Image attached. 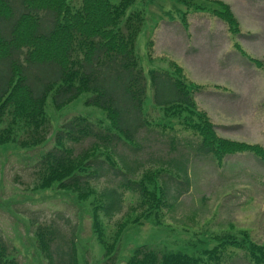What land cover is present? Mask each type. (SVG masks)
Segmentation results:
<instances>
[{
	"label": "trees",
	"instance_id": "16d2710c",
	"mask_svg": "<svg viewBox=\"0 0 264 264\" xmlns=\"http://www.w3.org/2000/svg\"><path fill=\"white\" fill-rule=\"evenodd\" d=\"M186 9L180 20L189 26L188 14L208 12L223 19L230 30L241 31L228 3L222 0H178ZM136 0H0V144L35 148L51 138L49 101L63 109L86 95L84 101L100 107L107 125L89 116L76 114L63 122L53 135L54 145L36 164L34 189L69 190L80 200L97 194L93 181L107 176L119 183L106 185L94 202V233L105 248L110 264H116V243L126 228L121 224L108 241L100 217L112 218L124 207L123 188L137 192L140 200L134 207V220L156 218L168 204L169 197L179 198L189 190V154L186 145L179 155L162 160V168L140 171L141 163L119 154V144L139 149L137 142L143 130L154 124L165 130L181 125L200 137L198 152L212 154L222 162L225 156L249 151L264 159V147L219 137L208 114L197 106L194 92L201 87L189 80L182 66L169 60L168 68L149 70L154 88L153 100L159 121L148 119V75L137 53V39L146 21L143 9L128 11ZM171 15V14H170ZM237 48L264 70V61L250 56L240 44ZM162 121V122H160ZM92 140L76 151L74 144ZM110 150L102 152V149ZM121 166H118L111 153ZM197 152V150H196ZM102 156V157H101ZM170 166L175 174L163 171ZM167 168V167H166ZM140 173V175H141ZM186 177L188 187L177 194L174 175ZM169 179L159 184L161 175ZM172 180L176 182L171 188ZM96 199V198H95ZM118 233H121L118 235ZM37 246L48 264H79L73 240L63 237L54 223L39 224L35 230ZM214 247L190 254L151 245L135 247L124 264H226L230 248L242 249L251 264H264V243L253 239L251 232L215 233ZM110 240V239H109ZM64 241L57 258L54 245ZM72 242V244H70ZM0 264H20L4 237L0 235Z\"/></svg>",
	"mask_w": 264,
	"mask_h": 264
},
{
	"label": "rangeland",
	"instance_id": "374dc122",
	"mask_svg": "<svg viewBox=\"0 0 264 264\" xmlns=\"http://www.w3.org/2000/svg\"><path fill=\"white\" fill-rule=\"evenodd\" d=\"M222 1L230 5L239 23L241 31L237 34L220 17L202 11L188 14L189 26L185 27L180 16L186 6L178 0H136L128 10L143 9L146 13L136 49L148 75V119L160 118L149 70L168 68L169 60H173L183 67L189 80L201 85L194 92L197 106L208 114L219 137L264 147V70L236 46L240 44L250 56L264 61V0ZM225 85L236 90L213 93L215 87ZM85 97L63 109H56L49 101L52 133L45 144L35 148L0 144V235L20 264L49 263L35 236L39 224L49 223L61 228L64 239L73 240L79 264L107 263L105 248L94 233V202H98L103 187L119 183V178L110 175L93 181L98 192L86 200L69 190L34 189L36 164L53 147V135L63 122L84 114L107 125L105 112L86 103ZM219 104L226 107L224 115ZM151 127L143 130L134 143L139 149L121 143L116 151L132 163L135 159L141 163L139 172L133 175L140 180V171L161 169L162 160L178 156V150L186 145L190 187L185 191L188 185L183 173L174 175L177 194L185 192L179 198L169 197L170 205L161 210L158 222L154 217L134 220L141 211L134 210L140 196L125 188L121 213L107 218L105 211L98 212L110 242L118 227L126 223L115 245L116 264H124L135 247L144 244L198 254L214 247L217 240L213 235L225 231L248 230L254 240L264 243V159L244 151L229 154L219 162L212 154L198 152L200 137L192 130L178 124L166 130L155 124ZM91 141L74 144L76 151L88 147ZM104 151L110 152L107 148ZM111 155L121 166L117 156L113 152ZM163 171H168L170 177L176 173L168 165ZM168 179L162 174L159 184ZM175 184L172 180L171 188ZM63 242L54 245L55 258L58 251L66 249ZM228 253L226 264H251L242 249L230 248Z\"/></svg>",
	"mask_w": 264,
	"mask_h": 264
},
{
	"label": "crops",
	"instance_id": "0c3cea01",
	"mask_svg": "<svg viewBox=\"0 0 264 264\" xmlns=\"http://www.w3.org/2000/svg\"><path fill=\"white\" fill-rule=\"evenodd\" d=\"M225 86H227V85H225ZM225 86L215 87V88L213 89V90H214L213 93L227 92V91H228V88H231L233 91L236 90V89L233 88V87H230V86L225 87ZM218 108L221 109V111H222V113H223V115H224V114H225V109H226V107L221 106V104H219ZM226 112L229 113L230 110L227 108Z\"/></svg>",
	"mask_w": 264,
	"mask_h": 264
}]
</instances>
